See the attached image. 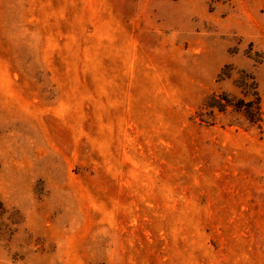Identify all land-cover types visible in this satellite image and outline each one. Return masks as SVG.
Listing matches in <instances>:
<instances>
[{
    "label": "rangeland",
    "instance_id": "rangeland-1",
    "mask_svg": "<svg viewBox=\"0 0 264 264\" xmlns=\"http://www.w3.org/2000/svg\"><path fill=\"white\" fill-rule=\"evenodd\" d=\"M0 264H264V0H0Z\"/></svg>",
    "mask_w": 264,
    "mask_h": 264
},
{
    "label": "trees",
    "instance_id": "trees-1",
    "mask_svg": "<svg viewBox=\"0 0 264 264\" xmlns=\"http://www.w3.org/2000/svg\"><path fill=\"white\" fill-rule=\"evenodd\" d=\"M239 87L244 91V96H253L251 101L244 102L243 100L234 101L227 94L214 96L207 100L205 107L215 108L219 112H224L228 107L233 108L236 111H243V113L250 117L252 122L260 121V97L258 94L257 86L255 82L248 84L245 79H242L239 83ZM252 90V93L251 91Z\"/></svg>",
    "mask_w": 264,
    "mask_h": 264
}]
</instances>
